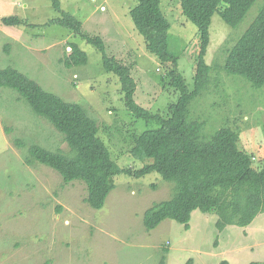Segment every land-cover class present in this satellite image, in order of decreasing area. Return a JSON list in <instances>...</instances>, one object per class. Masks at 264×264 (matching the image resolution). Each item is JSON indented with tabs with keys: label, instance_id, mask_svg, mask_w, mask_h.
Masks as SVG:
<instances>
[{
	"label": "rangeland",
	"instance_id": "374dc122",
	"mask_svg": "<svg viewBox=\"0 0 264 264\" xmlns=\"http://www.w3.org/2000/svg\"><path fill=\"white\" fill-rule=\"evenodd\" d=\"M0 0V67H13L67 102L79 104L99 125V137L122 168L141 169L150 160L131 154L132 135L155 128L127 109L119 78L104 69L103 53L71 30L48 22L63 13L82 23L84 34L100 37L109 56L131 67L136 102L165 112L178 101L167 71L148 51L131 17L136 0ZM258 0L236 29L219 13L212 18L205 61L225 65L231 48L256 19ZM171 24L168 43L190 90L195 88L200 43L197 26L182 13L179 0H161ZM18 16L27 25L13 27L2 17ZM32 25L33 27H31ZM76 44L88 64L67 69L60 60ZM213 85L191 103V117L204 123L208 140L223 127L241 132L239 147L264 161V87L244 78L212 73ZM217 80V85L216 81ZM216 85V86H215ZM15 140L25 145L19 147ZM68 152L64 137L33 113L16 91L0 88V264H264V213L248 227L220 232L215 213H192L190 227L165 220L147 231L143 218L153 205L172 197L174 184L158 173L143 178L120 175L103 209L87 202L85 183H64L53 169L25 159L31 145ZM262 161V162H261ZM257 167V165H256Z\"/></svg>",
	"mask_w": 264,
	"mask_h": 264
},
{
	"label": "trees",
	"instance_id": "16d2710c",
	"mask_svg": "<svg viewBox=\"0 0 264 264\" xmlns=\"http://www.w3.org/2000/svg\"><path fill=\"white\" fill-rule=\"evenodd\" d=\"M50 1L56 10H61L60 0ZM136 1L137 6L130 12L135 27L144 37L148 51L166 69L168 85L179 95L178 101L169 105L165 112H153L136 102L137 83L131 67L109 56L100 37L84 34L79 20L63 13L62 18L48 24L71 30L103 53L104 69L119 78L127 109L137 119L156 125L132 135V156L150 162L138 170L120 167L99 137V125L79 104L67 102L45 90L16 68L0 67V88L16 91L35 115L63 135L69 146L68 152H52L31 145L25 163L53 169L66 184L85 183L86 202L95 210L104 208L108 196L116 188V177L125 175L140 179L158 173L164 181L174 184V190L169 200L145 212L143 223L147 231L156 229L165 220L176 221L189 229L195 211L215 213L220 232L230 226L248 227L264 213V161L260 167L252 154L240 149L239 130L223 127L210 139H204V123L191 117V103L213 85V72L242 77L255 89L264 87V4L244 35L227 49L225 65L210 66L205 57L213 16L219 13L227 25L236 29L258 0H179L182 13L197 26L199 34L195 88L190 90L179 71L178 57L169 51L171 24L161 9V0ZM2 23L13 27L28 26L27 21L18 16L2 17ZM69 47L70 51L60 60L67 69L88 64V55L78 45L70 44ZM215 82L217 85V80ZM15 144L25 145L20 140H15Z\"/></svg>",
	"mask_w": 264,
	"mask_h": 264
}]
</instances>
